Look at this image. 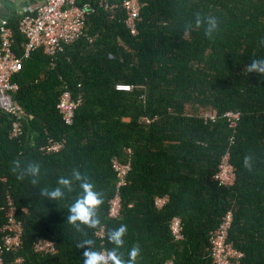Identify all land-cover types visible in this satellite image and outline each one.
Instances as JSON below:
<instances>
[{
    "label": "trees",
    "instance_id": "trees-1",
    "mask_svg": "<svg viewBox=\"0 0 264 264\" xmlns=\"http://www.w3.org/2000/svg\"><path fill=\"white\" fill-rule=\"evenodd\" d=\"M124 2L107 0L106 8L99 0H79L89 6L85 35L56 57L34 51L12 79L23 134L10 138V120L0 113V229L10 194L23 238L5 262L21 257L22 264H83L79 242L91 238L96 250H110L108 232L126 224L124 259L138 244L137 264H212L211 233L231 211L227 242L242 253L240 264H264V78L244 70L251 59L264 58V45L257 43L264 37V0H139L135 37L125 25ZM197 11L219 18L214 40L201 29L185 32ZM12 29L20 55L24 38ZM118 84L132 90L118 91ZM65 90L83 96L70 126L57 109ZM227 113L239 115L235 129L228 127ZM50 138L63 139L62 149L42 150ZM225 155L234 168L232 186L214 180ZM245 155L253 157L251 171L243 166ZM114 158L131 166L117 219L108 216ZM17 160L41 165L39 185L16 178L11 169ZM74 169L104 199L101 225L85 228L87 237L66 224L81 192L78 182L57 202L39 194L55 188L60 177L71 178ZM164 196L168 202L155 208V198ZM175 216L182 223L181 241L169 230ZM101 227L103 240L96 236ZM38 238L54 242L57 253H34Z\"/></svg>",
    "mask_w": 264,
    "mask_h": 264
},
{
    "label": "built area",
    "instance_id": "built-area-1",
    "mask_svg": "<svg viewBox=\"0 0 264 264\" xmlns=\"http://www.w3.org/2000/svg\"><path fill=\"white\" fill-rule=\"evenodd\" d=\"M102 6L108 8L107 0H99ZM79 0H43L42 3L30 14L22 16L17 29L24 41L20 44V55L15 50L14 31L7 21L0 22V113L10 120L8 135L10 138H18L23 134V109L17 104L12 94L18 86L12 81L13 77L22 70L23 61L30 58L31 54L42 49L45 55L56 57L64 51L66 45L73 44L85 35L86 15L89 12L88 5L80 6ZM142 4L139 0H125L123 8L126 12L125 25L129 34L135 37L138 34V23ZM118 91H131L129 85H116ZM83 102L81 94L75 96L69 90H65L57 104V109L63 121L68 126L74 122L75 113ZM210 121L214 115L206 116ZM225 119L230 129L236 128L239 115L227 113ZM144 123H148L143 119ZM64 146V140L50 138L41 149L46 153L57 152ZM112 169L115 173V194L108 202V216L117 219L120 216L121 196L120 190L126 184V178L131 170L130 162L121 163L118 159H112ZM4 180V178H0ZM214 180L222 186H232L235 180L234 168L228 162L225 155L218 165ZM5 208L6 222L0 229V264H22L21 257H15L8 263L5 262L7 253H15L20 250L23 238V225L16 218V210L13 198L6 196ZM168 202V197H156L154 206L161 209ZM233 221V213L227 211L221 218L218 227L211 233L210 258L212 264H240L242 253L234 249L227 242L228 230ZM170 233L175 241L183 240L182 223L179 217H173L170 222ZM96 236L103 240L104 227H101ZM103 245V242H101ZM101 251H107L102 249ZM33 252L40 255H54L57 253L54 242L38 238L33 243ZM166 264H172L168 261Z\"/></svg>",
    "mask_w": 264,
    "mask_h": 264
},
{
    "label": "clouds",
    "instance_id": "clouds-1",
    "mask_svg": "<svg viewBox=\"0 0 264 264\" xmlns=\"http://www.w3.org/2000/svg\"><path fill=\"white\" fill-rule=\"evenodd\" d=\"M201 29L203 36L208 40H214L219 28L220 20L212 14H204L200 11L194 13L185 25V32H191L193 29ZM258 45H264V37L257 41ZM244 70L250 73H257L264 78V58H253L250 63L244 66ZM253 157L245 155L243 157V166L246 170H252ZM17 174L16 178L20 181L30 178L32 185H39L41 177V165L38 162L31 161L21 164L19 160L13 162L11 169ZM74 182L79 183L80 194L71 203L68 209L66 224L71 225L77 232L87 237L85 228L96 229L101 225L99 210L104 204L102 194L96 190V186L89 178L82 174L78 169L72 171L71 178L60 177L57 186L51 190L47 187L40 189V196L49 201H60L65 198L66 193H72ZM128 233V226L121 224L108 232V241L113 245L110 250L98 251L95 249V241L91 238H85L77 244L83 251V264H137L141 256L140 246L133 245L128 251V258L124 259L121 249L125 247V236Z\"/></svg>",
    "mask_w": 264,
    "mask_h": 264
},
{
    "label": "crops",
    "instance_id": "crops-1",
    "mask_svg": "<svg viewBox=\"0 0 264 264\" xmlns=\"http://www.w3.org/2000/svg\"><path fill=\"white\" fill-rule=\"evenodd\" d=\"M43 0H0V22L7 21L9 26L16 29L20 18L34 10Z\"/></svg>",
    "mask_w": 264,
    "mask_h": 264
}]
</instances>
